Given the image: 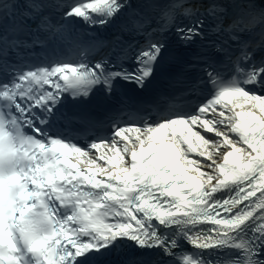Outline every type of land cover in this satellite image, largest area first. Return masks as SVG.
I'll return each instance as SVG.
<instances>
[{
    "label": "snow or ice",
    "instance_id": "1",
    "mask_svg": "<svg viewBox=\"0 0 264 264\" xmlns=\"http://www.w3.org/2000/svg\"><path fill=\"white\" fill-rule=\"evenodd\" d=\"M0 264H264V0H0Z\"/></svg>",
    "mask_w": 264,
    "mask_h": 264
}]
</instances>
